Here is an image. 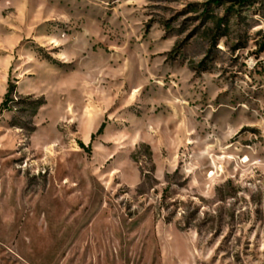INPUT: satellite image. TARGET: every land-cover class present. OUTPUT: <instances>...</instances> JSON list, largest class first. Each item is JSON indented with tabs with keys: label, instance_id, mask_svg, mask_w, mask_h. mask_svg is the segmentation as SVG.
<instances>
[{
	"label": "rangeland",
	"instance_id": "obj_1",
	"mask_svg": "<svg viewBox=\"0 0 264 264\" xmlns=\"http://www.w3.org/2000/svg\"><path fill=\"white\" fill-rule=\"evenodd\" d=\"M238 1L0 0V264H264V0Z\"/></svg>",
	"mask_w": 264,
	"mask_h": 264
},
{
	"label": "trees",
	"instance_id": "obj_2",
	"mask_svg": "<svg viewBox=\"0 0 264 264\" xmlns=\"http://www.w3.org/2000/svg\"><path fill=\"white\" fill-rule=\"evenodd\" d=\"M228 0H211V2H210V4H213V5H216V6H219V5H222V4H224V3H226ZM238 2H240L241 4H244L246 1L245 0H239ZM204 13L206 14V17L208 16V15H210V13H208V10H206V11H204ZM210 16H212V14L210 15ZM210 16H208V17H210ZM213 18H215V20H216V22L217 23H220V21H222V23H226L227 21H226V19L225 18H223V17H215V16H212ZM224 33H222V35H223ZM103 128V125L100 127V130Z\"/></svg>",
	"mask_w": 264,
	"mask_h": 264
}]
</instances>
